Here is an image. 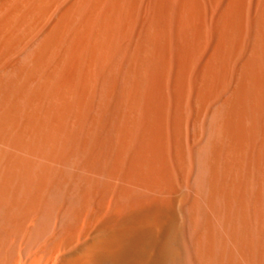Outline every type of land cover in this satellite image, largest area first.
<instances>
[{
	"label": "bare ground",
	"instance_id": "1",
	"mask_svg": "<svg viewBox=\"0 0 264 264\" xmlns=\"http://www.w3.org/2000/svg\"><path fill=\"white\" fill-rule=\"evenodd\" d=\"M200 2L0 0V264H264V0L215 22L177 172L148 137L172 40L182 67L200 52ZM143 152V190L119 184Z\"/></svg>",
	"mask_w": 264,
	"mask_h": 264
},
{
	"label": "rangeland",
	"instance_id": "2",
	"mask_svg": "<svg viewBox=\"0 0 264 264\" xmlns=\"http://www.w3.org/2000/svg\"><path fill=\"white\" fill-rule=\"evenodd\" d=\"M243 1H244L243 2L244 20L246 21V25H248L249 19L252 15L253 8H254V0H243ZM229 2H230V0L229 1L228 0H217V2L216 1L212 2L210 0H203V1L201 0L200 3H201V7H202V13L204 14L203 15L204 16L203 21L206 24V26L204 25L206 37L204 36V38L201 42V45H199L200 49L199 48L198 49L200 50V52L197 50L196 54L195 53L193 54L192 60H191L190 64L188 65L189 68H188V66L182 67L180 64L179 55H178V53H175L177 51L176 41L172 40L171 48H170V52H169V56H168V63L169 62L170 63L168 64L169 66H167V69H166V76H165L163 82H161L160 84H156V87H155V95L158 97V101L161 99L159 102L157 101V103H156V107H157L156 108V110H157L156 115L157 114L158 115H157V117L155 115L154 116L155 118H153V119H155L153 121L158 122V124L157 123L155 124V122L153 123V121H151L150 126H149V130L152 129L155 132L158 130L160 132L164 130V135L162 133H160L161 135H163V137H161V135L157 136L159 134H155V133H153V131H150L154 136H149L151 134L150 133L148 135V137H149V139H150V137L151 138L153 137L151 140L154 142V140L156 139L157 140V141L155 140L156 143L160 142V144L163 143L160 141V139L161 140L163 139L165 145L162 146V144H161V148H162L161 151L162 152L160 153V156H161V158H165L167 165H168L167 159L169 157L168 160H170L169 163L171 162V165L169 164L168 167L171 166V169L173 172L175 169H176L175 172H177V169H179V166L175 165V167H174V164L177 163L176 159L179 161L181 150L182 149L183 150L184 149L185 150L190 149L191 146L196 141V139H195L196 135H198L199 133L201 134L202 133L201 130H203V129H201L202 128L201 125H202V123H204L203 120H205V118H206L207 110L205 107L201 108V106L198 104V102L196 100V94H197L198 90L200 89V85L204 79V77H203L204 72L203 71H204L205 63L207 62V60L211 56H214V47H215V43H216V39H217L216 38V30H214L217 27L215 25V22H216V24L218 23L217 24L218 26L220 25L221 20H219V19H221L220 18L221 14H222L223 10L229 5ZM218 15H220V16H218ZM217 20H219V21H217ZM173 46H174V48H173ZM174 49H176V50L173 51ZM211 53H213V54H211ZM176 57H178V58H176ZM177 69H178V71H177ZM190 70H191V72H190ZM160 102L163 106L160 105ZM181 110L183 111L182 113L180 112ZM185 115H187V116L185 117ZM162 116H163V118H162ZM164 118L166 119V121ZM178 118H179V120H178ZM160 119H161V121H160ZM163 119H164V122H162ZM177 120L179 123H177ZM180 123H182L181 124L182 127L179 126ZM176 127H177V129L180 128L182 130V132L180 131L182 133V135H181V133H179L178 130L177 131L175 130ZM198 128L200 131L198 130ZM192 131L195 133H193ZM176 132H177V134H176ZM181 136H183V137L181 138ZM175 146L177 148L178 147L179 148L177 149ZM184 146H185V148H184ZM177 151L179 153H177ZM144 153L145 152H143V156L140 159V161L138 162L139 164H137V162H134L131 164L128 163L127 167L125 166L122 168V170L120 171L119 176H118L119 177L118 178L119 184L127 186L128 184H132V182L135 181L133 179L136 176H133V175H135V173H136L135 171H137V170H135L134 167L144 168L147 165V162L150 158L149 152H147L148 153L147 155ZM165 154L167 155V157ZM164 155H165V157H164ZM176 155H177V158H176ZM178 163H177V165H181V160ZM157 165H160V164H156L155 166H157ZM173 167H174V170H173ZM126 168H128V170ZM125 170L128 174L126 172H123ZM133 170H135V171H133ZM180 171L182 172V167H180ZM129 172H131L132 175ZM178 173H179V170H178ZM122 174H123V179H121ZM179 174H177V175H179ZM126 175H128V176H126ZM119 181H121L122 183ZM134 184H135V187L137 188V190H139V191L143 188V187H139L140 185L138 186L139 183L136 181ZM185 187H186L185 185L182 186V192L184 190L183 193L186 192L185 195H190L189 189L185 188Z\"/></svg>",
	"mask_w": 264,
	"mask_h": 264
}]
</instances>
